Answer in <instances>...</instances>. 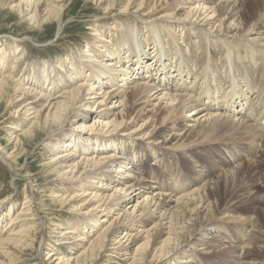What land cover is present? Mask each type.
<instances>
[{
	"label": "bare ground",
	"instance_id": "6f19581e",
	"mask_svg": "<svg viewBox=\"0 0 264 264\" xmlns=\"http://www.w3.org/2000/svg\"><path fill=\"white\" fill-rule=\"evenodd\" d=\"M83 1L107 14L133 9L144 17L158 12L160 15L153 19L140 17L144 26L130 20L127 14L113 15L115 21L109 26H105L107 17L92 20L86 25L91 37L83 50L66 53L51 68L23 61L24 49L18 41L0 39V117L5 110L20 117L9 134L14 150L3 151L0 158L5 156L16 165L25 146L40 141L43 149L48 147L51 152L46 163L50 170L46 172L58 181L51 188V200L69 208L71 214L85 208L84 214L90 215H70L54 240L46 242L36 218L37 208H33L35 194L26 188L20 208L11 202L0 213V264H22L23 253L32 250L36 240L40 264L51 260L53 264H110L112 258H119L113 255H125L113 264H195L196 255L184 247L191 242L189 236L193 231L209 227L215 221L210 218L213 211L210 203L215 202L208 195L211 191L216 193L221 175L212 176V170L199 160L201 151H188L193 141L183 137L202 125L208 128L202 129L206 131L199 138L207 140L221 129L222 123L212 122H247L250 113L242 110L246 106L252 112L257 101L253 99L246 104L248 94L243 92L218 95L216 89L212 93L206 89L204 82L200 84L198 80L203 73L201 67L204 73L210 68L203 57L205 51L215 55L217 44L218 48L219 44L226 49L232 47L235 53L246 47L251 57L258 56L264 70V39L252 36L259 32L264 12L243 26L237 22L242 0ZM65 4V0H0V5L7 6L33 27L41 29L56 21L59 32ZM189 50L193 52L190 56ZM254 95L261 98L257 92ZM185 111L188 113L184 114ZM157 113H162L163 125H152ZM258 116L255 121L264 124V105ZM74 119L80 122L72 127L68 123ZM133 119L141 122L128 130L127 120ZM176 120L179 125L173 124ZM68 125L73 131L65 134L64 127ZM179 126L186 130H180ZM158 149L185 159L182 169L191 183L185 194L166 193L157 181H152L151 172L155 170L149 160H156V156L148 150H154L155 154ZM251 159L255 160L252 155ZM239 165L238 161L230 164L223 170L224 175L232 177ZM132 187L138 192L126 198L129 202L135 200L126 216L130 221L122 222L126 205L118 201ZM143 190L147 194H141ZM83 194L86 197L73 203ZM137 194L142 200L136 199ZM115 195L117 202L108 203ZM7 199L0 201V208ZM87 200L93 202L89 207L85 206ZM137 207L139 214L147 211L152 215L153 210L160 212V217L166 214V221L154 222L149 220L150 216L130 217ZM114 210H118L115 215ZM120 210L124 212L121 215ZM98 213H103V218L99 219ZM198 214H203V219ZM134 226L141 231L140 241L135 247H126L124 243ZM200 261L198 258V264L204 263ZM217 264L232 263L225 260Z\"/></svg>",
	"mask_w": 264,
	"mask_h": 264
},
{
	"label": "rangeland",
	"instance_id": "374dc122",
	"mask_svg": "<svg viewBox=\"0 0 264 264\" xmlns=\"http://www.w3.org/2000/svg\"><path fill=\"white\" fill-rule=\"evenodd\" d=\"M65 1L66 12L61 19V32H59L56 21L39 29L33 27L28 22L20 20V17L14 11L9 10L7 6L0 5V39H5L7 42L13 40L18 41L17 43L24 49L25 56L23 61L30 62V64H34L35 66L45 64L47 68H51L57 65L58 59L66 55V53L73 54L81 52V49L83 50L86 41L91 37V32L87 29V23L90 21L102 20L107 17L105 21L108 24L105 26H109L115 21V19H112L114 18L112 17L113 15L127 14L130 20L136 22L138 25L144 26L143 24L145 23L141 18L153 19V17H157L159 14L158 12L155 13L154 16L144 17L143 14L133 9L125 13L120 10H115L111 14H107L91 2H85L83 0ZM242 1L243 3L241 4V11L239 17H237V22H241L244 26L245 24L254 22L258 14L262 11L264 12V0ZM120 21H123L122 23L126 22L124 20ZM242 25L240 26L241 28L243 27ZM259 27V32L254 33L252 36L263 40L264 31L262 30L264 29V17ZM247 37L249 38V36ZM215 40L216 38H213V41ZM242 41L245 42L246 40ZM217 45L215 55H210L205 51L206 54H204L203 61L206 62L210 68L207 70L208 73H204V68L200 66L203 71L201 76H198V80L201 82L200 84L204 82L202 85L206 89H209L211 93L216 89L218 95L228 92L232 94V91L235 93L243 92L246 95L248 94L246 104L251 103L253 99H257V101L255 106L251 109L252 112H249L246 106H244L242 110L244 113H250L247 122L237 123L231 120L212 122L218 125L222 123L219 126L221 129H218L217 135L212 134L207 140H200L199 138V136L206 131L202 129L208 128L202 125L196 127L190 133L186 132L183 137V139L190 138V141H193V145L188 151L194 153L198 150L201 151L202 154L199 155V160L202 164H205L209 170H212L211 175H221L216 186V193L211 191L208 195V199L214 200L215 202V205L210 203V206H212L210 208L213 210L210 212V218H214L215 221L212 222L209 227L198 228L196 231L192 230L193 232L189 236L192 240L184 247V250L196 255L195 264H198V258L201 260L200 262H204L203 264H208L207 262L209 261L211 264H217L225 260H229L232 264H246L248 262L264 264V128H262L264 124H258V122L255 121L259 118L258 115L261 112V107L264 105V70H262V67H260L258 63V56L255 55L251 57V51L246 47L237 50V53H235L232 47L231 49H226L219 44L220 46L218 48ZM139 46L142 49L141 45ZM190 53L193 54V52L189 50L187 53L188 56H190ZM32 65L30 67H32ZM210 69H212V74ZM256 92L259 93V96L261 94V98H254ZM244 101L245 99L242 102ZM9 108L13 107L11 106ZM186 113H188V111L184 112V114ZM161 114L157 113V115L154 116L152 125L155 124L159 126L164 124L161 121ZM133 116L134 114L132 117ZM147 118L148 116L145 117V119ZM1 121H3V123H1ZM19 121L20 117L17 114L16 116H12L10 112L6 110L0 117V153L14 150L11 146L13 144L11 143V141L13 142V138H9V134L13 132V127H16L15 125L16 123L19 124ZM127 121L129 122L127 124L128 130L137 127L141 122L136 119ZM77 122L80 121L74 119V121L72 120L68 124L73 127L78 124ZM173 124L179 125L178 120L174 121ZM179 127L180 130H186V128H181L182 126ZM64 131L66 134V132L70 133L73 130L70 129L68 125L64 127ZM14 135L15 134H13L12 137ZM195 140L201 143L197 144ZM152 141L154 142L155 140ZM147 145L150 147L154 146L153 144ZM26 148L28 150L27 152H25ZM48 150V147L46 150L43 149V145L39 141L34 145L29 144V147L28 144L25 146V150L17 156L18 162L16 165H14L9 158H5V156H2L4 161H1L2 159L0 158V201L8 198L0 208V213L8 209L11 202L15 203L17 209L20 208L24 201V190L26 191L28 189V192L33 190L35 194L34 200H36L33 202V208L35 210L37 208L36 218L38 217L37 220L41 224V236L43 238L45 237L46 242L51 239L54 240L57 234L56 232L63 228L64 225L66 226V222L70 215L76 217L90 216L84 214L85 208L74 210L71 214L69 208L62 207L54 200H51V188L56 187L58 181L55 176L47 174L50 169L46 166V163L49 159L48 157L51 156V152H48ZM148 151L150 155L156 156V160H149L150 167L155 170L151 172L152 177H154L152 181H157L158 185L160 184V188L167 191L166 193L171 192L176 196L185 194L191 188L189 178H185L186 175L182 169L184 167L182 161L185 159L179 156L176 158L173 153H166V150L163 151L158 149L155 154H153L154 150ZM251 155L255 160L251 159ZM237 161L240 163L238 169H236L232 177H226L223 170ZM147 179L150 178L147 177ZM137 192L135 187H132L124 193L126 196L119 200L120 202L118 201V203H122V206L123 204L126 205L125 213L121 210L119 211L120 215L122 212L124 213L121 215L122 222L130 221L126 216L127 212L129 213L131 211V205L134 204L135 201L129 202L126 198L129 194L132 195ZM141 194L145 195L147 193L143 190ZM84 195L85 194L76 198L73 203H76L82 197H86ZM117 196L118 195L113 196L107 202L111 204L116 203ZM136 197V199L140 200L143 198H140V194H137ZM73 203L69 202V205ZM92 203V200H87L85 206L89 207ZM65 206H68V204ZM222 206H228L229 208L228 210H221L222 208L220 207ZM138 208L139 207L135 208L134 212L130 213V217L136 216L135 218L145 219L150 216L151 218L149 220L154 222L157 220L162 223L166 221V214L160 217V212L154 210L152 211V215L148 214L147 211L143 214H139L140 211L137 210ZM117 211L118 210H114L113 215H115ZM203 214H198L197 216L203 219ZM97 217L99 219L103 218V213H98ZM180 218H182V216ZM188 222L190 223L191 221ZM42 225L46 228H43ZM246 227L247 229H245ZM203 228L204 230H202ZM137 229L134 226L130 230L132 235L129 240L124 243L126 247H129V245L135 247L140 241L139 236L141 231L139 232L140 229ZM249 229L252 231L250 232ZM180 235H182V233L178 234V236ZM210 235H215L216 238L212 240L210 239ZM34 243L35 247L32 250H27L23 253L22 258L24 261L22 264H40V257H38L39 243L37 240ZM193 245H197V247L193 248ZM257 246L261 248H257ZM43 250V252L46 251L45 247ZM113 256L119 258H112L110 264L118 262L117 259H122L125 255ZM52 261L53 260L46 261V263L53 264ZM194 261L195 258L192 262Z\"/></svg>",
	"mask_w": 264,
	"mask_h": 264
}]
</instances>
